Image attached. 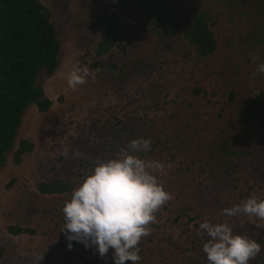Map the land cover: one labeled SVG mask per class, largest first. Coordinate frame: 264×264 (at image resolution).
<instances>
[{
	"label": "rangeland",
	"instance_id": "1",
	"mask_svg": "<svg viewBox=\"0 0 264 264\" xmlns=\"http://www.w3.org/2000/svg\"><path fill=\"white\" fill-rule=\"evenodd\" d=\"M41 1L61 44L56 68L38 77L52 106L28 109L0 169V264H34L43 251L39 264H114L113 249L104 258L78 241L69 249L62 209L96 163L138 137L151 141L139 155L164 164L157 175L173 199L155 213L137 264H208L204 220L227 221L255 239L262 250L249 264H264V221L221 215L264 198V73L256 71L264 63V0ZM196 12L218 41L207 57L183 34ZM111 16L120 20L119 38L98 56ZM76 64L100 71L73 91L67 75ZM21 140L34 149L17 163ZM55 182L65 191L41 190ZM11 225L32 231L15 234Z\"/></svg>",
	"mask_w": 264,
	"mask_h": 264
},
{
	"label": "clouds",
	"instance_id": "2",
	"mask_svg": "<svg viewBox=\"0 0 264 264\" xmlns=\"http://www.w3.org/2000/svg\"><path fill=\"white\" fill-rule=\"evenodd\" d=\"M99 71V68L95 70ZM256 71L264 73V63H260ZM95 72H90L87 66L74 65L67 75L69 88L75 91L87 83L89 75L94 79ZM150 151L149 139L134 138L113 158L96 163L72 190L71 198L62 209L61 228L69 241V249L71 241H78L86 248L94 247L102 258L113 249L114 264H137L142 259L140 241L150 234L149 225L156 222L155 213L173 199L157 175L164 170V164L139 155ZM62 154L67 158V147ZM73 155L79 159L84 154L76 151ZM241 214L264 221V198L250 196L243 204L221 212L228 217ZM199 230L208 237L203 244L208 264H249L261 254L260 243L246 234L234 233L227 221L204 220ZM43 258L44 251L34 257V264H39Z\"/></svg>",
	"mask_w": 264,
	"mask_h": 264
},
{
	"label": "trees",
	"instance_id": "3",
	"mask_svg": "<svg viewBox=\"0 0 264 264\" xmlns=\"http://www.w3.org/2000/svg\"><path fill=\"white\" fill-rule=\"evenodd\" d=\"M102 23L107 24V32L96 44L98 56L111 49L119 38L120 20L116 16L104 18ZM183 34L201 57L211 55L217 48L216 35L203 12L194 14L192 21L183 27ZM60 46L57 30L41 0H0V169L15 148L28 109L37 105L44 112L52 106L38 77L43 67L49 72L56 68ZM33 149L32 142L21 140L15 161L20 163L23 155ZM41 190L65 191L57 182L43 183ZM9 229L15 234L32 231L18 225Z\"/></svg>",
	"mask_w": 264,
	"mask_h": 264
}]
</instances>
